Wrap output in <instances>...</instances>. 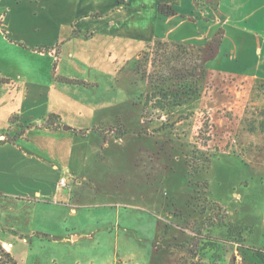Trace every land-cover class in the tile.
<instances>
[{
	"label": "crops",
	"instance_id": "1",
	"mask_svg": "<svg viewBox=\"0 0 264 264\" xmlns=\"http://www.w3.org/2000/svg\"><path fill=\"white\" fill-rule=\"evenodd\" d=\"M156 41L264 83V0H0V244L13 243V264H152L156 252L170 258L156 264H178L171 239L135 245L129 215L94 212L84 169L99 149L65 119L89 107L76 94L97 83L71 68L81 48L108 70L98 47L138 59Z\"/></svg>",
	"mask_w": 264,
	"mask_h": 264
},
{
	"label": "rangeland",
	"instance_id": "2",
	"mask_svg": "<svg viewBox=\"0 0 264 264\" xmlns=\"http://www.w3.org/2000/svg\"><path fill=\"white\" fill-rule=\"evenodd\" d=\"M152 46L138 59L93 46L108 70L81 48L71 67L97 79L76 94L89 107L65 115L99 149L84 169L94 212L129 215L135 245L171 239L178 264H264V83L212 72L197 48ZM177 74L198 89L182 106L163 96Z\"/></svg>",
	"mask_w": 264,
	"mask_h": 264
},
{
	"label": "trees",
	"instance_id": "3",
	"mask_svg": "<svg viewBox=\"0 0 264 264\" xmlns=\"http://www.w3.org/2000/svg\"><path fill=\"white\" fill-rule=\"evenodd\" d=\"M159 10H160V12L162 14H165V15L175 14V10L172 7L167 6V5H160L159 6ZM168 44H171L172 46H175L178 49L181 48L182 46H184L182 44L171 43V42H164V41H156L154 43L155 46L156 45L164 46V45H168ZM152 45H149V46L153 47ZM164 75L165 74H162L160 76H162L163 79H165V76ZM177 75H180L181 76L179 78L177 77V81L181 82L180 80H182V79H185V81L182 82V83H177V86H176L177 87V90H174L171 93H165L163 95L165 98H167V96H169V98H171V101L170 102H171L172 106H182V105H186V104L189 103V101L191 100V98L193 96H195L196 94H198L197 87H194L193 85H191L190 83L187 82L188 81V77L185 74H177ZM190 75L192 77L194 76V74H192V73H190ZM195 82H196V80H195ZM182 96H185V97H182ZM153 106H155V105H153ZM157 107L158 108H162V105L157 104Z\"/></svg>",
	"mask_w": 264,
	"mask_h": 264
},
{
	"label": "built area",
	"instance_id": "4",
	"mask_svg": "<svg viewBox=\"0 0 264 264\" xmlns=\"http://www.w3.org/2000/svg\"><path fill=\"white\" fill-rule=\"evenodd\" d=\"M65 184H66V179L62 178L60 180V185L62 186V185H65ZM12 246H13V243H2V244H0V251L1 250L9 251L12 248Z\"/></svg>",
	"mask_w": 264,
	"mask_h": 264
}]
</instances>
